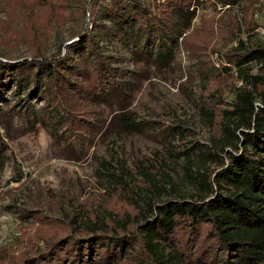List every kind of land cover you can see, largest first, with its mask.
I'll list each match as a JSON object with an SVG mask.
<instances>
[{
	"label": "rangeland",
	"instance_id": "1",
	"mask_svg": "<svg viewBox=\"0 0 264 264\" xmlns=\"http://www.w3.org/2000/svg\"><path fill=\"white\" fill-rule=\"evenodd\" d=\"M257 12L264 14V0H237L232 5L193 0L189 12L175 11L170 34L164 31L149 39L152 35L137 22L129 27L131 41L124 39V32L115 37L112 31H89L85 37L100 47L114 75L105 74L101 93L88 101L77 95L76 125L61 124L56 112L47 108L39 89L44 82H25L20 90L10 82L7 65L26 62L31 54L23 43L0 44L6 53L0 58L1 260L11 262L2 254L8 248L17 257L29 251L31 235L47 249L68 227L74 230L70 235L80 237L88 226L107 223L114 228L134 220L147 202L195 194L186 160L175 152L193 146L215 148L220 123L218 116L211 120L212 111L231 107L242 85L236 67L223 54L239 37L248 38L249 25L256 29ZM203 16L214 22L215 31L207 62L183 45ZM0 19L7 20L2 9ZM77 24L55 29L49 53L63 43L64 58L74 54L71 46L80 39ZM252 68L258 71L256 63ZM122 114L132 115L139 124L136 130L123 127ZM166 126L175 134H168ZM197 164L193 173L217 167L215 162L204 169Z\"/></svg>",
	"mask_w": 264,
	"mask_h": 264
},
{
	"label": "trees",
	"instance_id": "2",
	"mask_svg": "<svg viewBox=\"0 0 264 264\" xmlns=\"http://www.w3.org/2000/svg\"><path fill=\"white\" fill-rule=\"evenodd\" d=\"M217 1L232 5L237 0ZM192 2L0 0V9L7 16V20L0 19V44L23 43L31 54L26 62L7 65L8 79L19 90L25 82H44L39 89L47 99V108L56 112L61 124L76 125L80 116L76 113L80 108L74 107L77 95H85L88 101L101 93L102 77L114 75L109 60L86 33L112 31L119 37L124 32V39L131 41L130 28L137 22L152 35L149 39L162 36L164 31L170 34L175 11L189 12ZM70 22L78 23L77 34L83 40L73 42L74 54L68 61L62 54L63 43L49 53V42L56 28ZM214 32V22L203 16L201 26L184 37L183 45L207 62ZM248 32L247 39L239 37L223 54L236 67L242 85L231 107L212 111L211 120L218 116L220 123L215 148L193 146L183 153L174 151L186 160L195 194L147 202L134 220L117 223L114 228L107 223L88 226L80 237L70 235L74 230L68 227L47 249L40 248L36 236L31 235L29 251L17 257L8 248V256L2 254L11 262L1 257L0 264H264V39L254 26L249 25ZM5 55L0 50V58ZM252 63L258 65V71H253ZM1 65L0 61V88ZM120 121L127 130L139 126L132 115L122 114ZM165 130L175 134L173 127ZM195 161L203 169L211 162L217 167L193 173ZM148 179L158 188L153 178Z\"/></svg>",
	"mask_w": 264,
	"mask_h": 264
},
{
	"label": "built area",
	"instance_id": "3",
	"mask_svg": "<svg viewBox=\"0 0 264 264\" xmlns=\"http://www.w3.org/2000/svg\"><path fill=\"white\" fill-rule=\"evenodd\" d=\"M256 19H257V27H256V31L258 32V34L264 39V14H261L260 12H257L255 15Z\"/></svg>",
	"mask_w": 264,
	"mask_h": 264
}]
</instances>
